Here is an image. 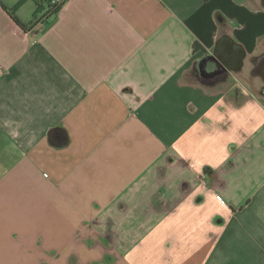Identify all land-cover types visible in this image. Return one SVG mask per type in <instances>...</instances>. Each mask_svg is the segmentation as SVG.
Returning a JSON list of instances; mask_svg holds the SVG:
<instances>
[{
	"label": "crops",
	"instance_id": "crops-1",
	"mask_svg": "<svg viewBox=\"0 0 264 264\" xmlns=\"http://www.w3.org/2000/svg\"><path fill=\"white\" fill-rule=\"evenodd\" d=\"M36 8L0 5V264H264V0Z\"/></svg>",
	"mask_w": 264,
	"mask_h": 264
},
{
	"label": "trees",
	"instance_id": "trees-1",
	"mask_svg": "<svg viewBox=\"0 0 264 264\" xmlns=\"http://www.w3.org/2000/svg\"><path fill=\"white\" fill-rule=\"evenodd\" d=\"M26 0H19L12 8L7 7L2 0H0V5L13 17L14 21L22 27L24 30L26 26L23 22L15 15V11L25 2ZM36 2V18L40 22L45 21L56 15L64 5L67 0H34ZM38 16H40L38 18Z\"/></svg>",
	"mask_w": 264,
	"mask_h": 264
},
{
	"label": "water",
	"instance_id": "water-1",
	"mask_svg": "<svg viewBox=\"0 0 264 264\" xmlns=\"http://www.w3.org/2000/svg\"><path fill=\"white\" fill-rule=\"evenodd\" d=\"M223 55L229 56L233 62L238 60L239 51L235 47L234 42L230 38H223L218 44L217 56L223 59L224 57Z\"/></svg>",
	"mask_w": 264,
	"mask_h": 264
},
{
	"label": "built area",
	"instance_id": "built-area-1",
	"mask_svg": "<svg viewBox=\"0 0 264 264\" xmlns=\"http://www.w3.org/2000/svg\"><path fill=\"white\" fill-rule=\"evenodd\" d=\"M19 34L21 35V36H23L24 35V33H23V31H19Z\"/></svg>",
	"mask_w": 264,
	"mask_h": 264
}]
</instances>
